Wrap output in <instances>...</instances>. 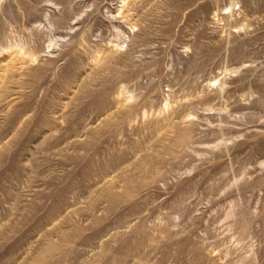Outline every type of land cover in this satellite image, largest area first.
I'll return each mask as SVG.
<instances>
[{
  "label": "rangeland",
  "instance_id": "rangeland-1",
  "mask_svg": "<svg viewBox=\"0 0 264 264\" xmlns=\"http://www.w3.org/2000/svg\"><path fill=\"white\" fill-rule=\"evenodd\" d=\"M0 264H264V0H0Z\"/></svg>",
  "mask_w": 264,
  "mask_h": 264
}]
</instances>
